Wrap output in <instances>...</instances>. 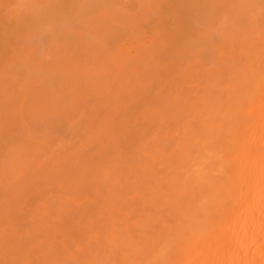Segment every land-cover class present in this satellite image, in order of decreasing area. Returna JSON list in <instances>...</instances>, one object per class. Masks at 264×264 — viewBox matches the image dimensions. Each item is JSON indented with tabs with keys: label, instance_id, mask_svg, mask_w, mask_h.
<instances>
[{
	"label": "bare ground",
	"instance_id": "6f19581e",
	"mask_svg": "<svg viewBox=\"0 0 264 264\" xmlns=\"http://www.w3.org/2000/svg\"><path fill=\"white\" fill-rule=\"evenodd\" d=\"M14 1L0 264H264V0Z\"/></svg>",
	"mask_w": 264,
	"mask_h": 264
},
{
	"label": "rangeland",
	"instance_id": "374dc122",
	"mask_svg": "<svg viewBox=\"0 0 264 264\" xmlns=\"http://www.w3.org/2000/svg\"><path fill=\"white\" fill-rule=\"evenodd\" d=\"M17 1H18V0H17ZM20 1H21V0H20ZM20 1H19L18 3H20ZM24 1H25V0H24ZM15 2H16V0H15V1L13 2V4H12V5L14 6V10H19V11H21V10H22L21 8H23L24 6H25V7H24L23 9H25V8L27 9L26 5L20 6L21 4H23L22 2H21V4H19V9H18V7H17V9H15V5H14ZM16 4H17V3H16ZM13 6L11 7L12 9H13ZM17 6H18V4H17ZM20 7H21V8H20ZM11 8H10V9H11ZM28 9H29V8H28ZM10 11H11V10H10ZM19 11H18V12L16 11L17 13H15V11H14L15 14L12 13V16L14 17V15L16 16V14H18V13H20V14H18L19 17L23 16V12H19ZM28 11H29V10H28ZM8 12H9V11H7V13H8ZM11 12H13V11H11ZM11 12H10V13H11ZM25 12H26V11H25ZM29 12H30V11H29ZM26 14H27V13H26ZM26 14H25V15H26ZM29 14H30V13H29ZM10 15H11V14H9V16H10ZM20 15H21V16H20ZM25 15H24V16H25ZM27 15H28V14H27ZM6 16H8V15H6ZM12 16L10 17V20H11V18L13 19ZM18 16H17V17H18ZM28 16H29V15H28ZM17 17H15L13 20H15V19H19V18H17ZM8 20H9V19H8ZM13 20H11V23L13 22ZM14 23H15V21H14Z\"/></svg>",
	"mask_w": 264,
	"mask_h": 264
}]
</instances>
